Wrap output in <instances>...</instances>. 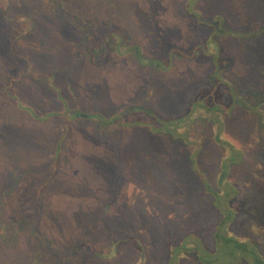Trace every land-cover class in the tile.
I'll return each mask as SVG.
<instances>
[{
  "label": "rangeland",
  "instance_id": "1",
  "mask_svg": "<svg viewBox=\"0 0 264 264\" xmlns=\"http://www.w3.org/2000/svg\"><path fill=\"white\" fill-rule=\"evenodd\" d=\"M245 1L0 0V216L20 237L15 249L0 251L4 264H55L38 252L36 230L61 251L77 245L75 252L89 247L97 256L81 249L70 264H154L155 249L158 256L186 252L191 260L182 264H199L202 249L214 250L228 237L248 241L242 251L232 248L234 264H250L242 253L264 264V189L257 190L264 185L262 138L254 140L256 160L243 155L250 135L264 132V106L252 113L241 97L254 102L249 84L264 92V53L242 40ZM211 47L220 56L217 75L206 55ZM259 53V62L249 56ZM248 58L258 64V76ZM223 79L239 94L226 83L232 98ZM210 85L219 91L207 98H232L218 130L239 149L213 146L212 123L204 128L208 141L195 149L168 134L166 121L189 111ZM200 124L192 122L195 129ZM21 150L24 165L12 157ZM50 152L60 168L50 171L58 174L38 214L29 172L49 168ZM226 169L238 185L254 173L260 182L237 199L235 188L219 184ZM26 219L34 229L21 231ZM106 221L114 225L111 235ZM200 238L205 246L196 248ZM111 248L115 258L99 257H110ZM225 252L218 246L213 261L229 264Z\"/></svg>",
  "mask_w": 264,
  "mask_h": 264
},
{
  "label": "trees",
  "instance_id": "2",
  "mask_svg": "<svg viewBox=\"0 0 264 264\" xmlns=\"http://www.w3.org/2000/svg\"><path fill=\"white\" fill-rule=\"evenodd\" d=\"M226 1H230V0H226ZM236 1V0H235ZM229 3V2H228ZM237 4V2H235ZM244 6L246 7V10H245V17L244 19H240L238 17H235V18H230L228 17V19H231V22H233L232 20L234 19H240V24H243L244 26V31L243 33L245 34L243 36V39L244 41L248 42V43H252V44H255V45H258V47L255 48V54L257 52H261V53H264L261 48L264 49V0H249V1H245L244 2ZM240 12V11H239ZM242 17V16H241ZM74 18V17H73ZM238 23H236V25H238ZM252 25V28L250 29V32L247 36L246 34V31L249 29V26ZM247 27V28H246ZM235 34V33H234ZM219 44H216V47L217 48H221L220 46V42H217ZM201 44V43H200ZM199 44V45H200ZM197 45V46H199ZM196 46V47H197ZM254 49V48H253ZM208 54L207 57H211V65L213 66L214 68V74L217 75L219 73V68H221V65H220V62H219V59H220V56L219 54H217L216 56L213 54V51H214V48L211 47V48H208ZM252 51V50H251ZM180 52H183V51H180ZM264 55V54H263ZM176 56V55H175ZM215 56L216 58L214 59ZM249 56L254 60L256 57L259 56V58H256L259 62L260 60V53L257 54V55H251L249 54ZM177 58H179V56H176ZM239 57V56H238ZM249 61L251 62L252 60L250 58H248ZM255 61V62H256ZM262 61V60H260ZM230 62L231 63H235V59L234 61H232V59H230ZM255 62H251V70L250 72L253 73V75L256 73V75L258 76L259 75V72L258 71H261L259 70L258 68V64L255 65L254 67V63ZM264 62V61H262ZM167 63V62H166ZM220 65V66H219ZM217 66V67H216ZM212 82V81H210ZM226 83H228L229 85H232L234 86L231 81L228 79V80H224L221 82V84L226 87V90H227V93L228 94H231L232 95V91L228 90L227 89V85ZM212 86L213 90H211L210 88L207 87H204L203 90H201L199 92V100H197V104L196 105H193V103L191 104L192 108L188 111V108H185L181 114H178L177 116L175 117H171V119H169L168 121H166L168 123V126H170L169 128H167V130L169 131L168 134H170V136L173 137V139L175 141H182V144H186L188 146H190L191 148H194L196 145L197 146H202V144L204 142H207L208 139H207V134L205 133L206 128L205 126L210 123H212L213 126H215V128H213L212 130H210L212 132V137H211V140L213 141V146H219V145H234L236 147V145L234 144V142H236V140L233 138V139H225V137L221 136V133L219 132V127L221 126L222 123H224V114H228L229 110H230V102L233 98V95H232V98L230 99V102H223L221 100H218V99H210V98H207L208 95H210L211 93L213 94H216V91H219L217 88H214L213 85H210ZM235 89V92L239 94L240 92V89L236 86H234ZM223 91V90H222ZM264 93V92H263ZM263 93H261V90L254 86L253 84H249L248 87H247V90H246V94L247 95H251L253 97V101L254 102H251L249 101L248 99H246L244 96H241L244 100H245V103L249 104V109L251 110L252 113H255V111H257L259 109L260 106H264V98H263ZM225 94V93H224ZM218 96V95H217ZM262 96V97H261ZM235 99H233L234 101ZM190 107V105H189ZM128 110V109H127ZM195 110V112L193 113V115H191V113ZM126 111V110H124ZM149 111L152 112V114H150V117L152 119V122L154 123V125L157 127V122L160 120H155L157 119V116L155 115L153 109L151 108ZM148 111V113H150ZM154 113V114H153ZM209 114H212L213 115V118H210L209 120ZM177 117V118H176ZM165 119V118H163ZM196 119H199V121H201V124L200 125H203L202 129H195V126L192 125V122L195 121ZM263 125H264V122H263ZM160 129V128H159ZM256 135L253 134V138L251 137L250 135V144H249V149L247 151V153H243V155H245L246 157V154L248 156V154L252 155V159L255 157V149L253 148V145H256V141H254L255 139L257 138H262V141H264V132L261 133L259 131V129H256L255 131ZM209 136H210V132H208ZM17 137V135H16ZM187 138V139H185ZM252 138V140H251ZM1 133H0V142H1ZM185 141H183V140ZM207 139V141H206ZM238 141H242V142H245L243 137H238ZM59 144V143H58ZM58 144H56L57 146H59ZM195 145V146H194ZM204 145V144H203ZM231 147V146H230ZM203 148V147H202ZM236 148L239 149V147L237 146ZM195 149V148H194ZM21 152V156L16 154V155H12L13 158H15L18 162H19V159H21L23 161V165H24V159L26 157V154H27V151H20ZM24 154V155H22ZM244 157L240 158L239 161H244ZM254 160H256V157L254 158ZM54 162V157H52L51 159H49V168H46V169H40V168H35L34 170H32L29 174L32 176V180H30V188L31 187H34L33 184H35V196L39 199V211H38V214H41L43 212V207H42V204H44L43 202V195L45 193L48 192L49 190V187H50V183L53 182V179L56 177V174L52 175L50 174V171L51 169H56V167H59V165H55L53 164ZM123 163V162H122ZM234 163V162H233ZM232 163V164H233ZM127 165V164H126ZM125 165V166H126ZM123 166V164H122ZM27 168V166H25ZM124 167V166H123ZM222 169V167H221ZM31 170V169H30ZM35 171V173H33ZM49 171V174L48 172ZM58 172V170H57ZM227 172V169L226 171L222 172V173H219V184L221 185H228V189L230 188H235L236 189V193L238 194V197L237 199H240V200H243V195H244V192H245V189L248 188L249 186H252L253 184H257V182H260L259 181V176H257L258 174L254 173L253 175H251V178L249 179V182L246 184L241 182L242 184L238 185L237 184V181L236 182H232V179L230 177V174L229 173H226ZM21 176H23V174H21ZM20 176V177H21ZM201 177V176H199ZM34 178V179H33ZM17 180V178H16ZM33 183V184H32ZM115 184L116 183H112ZM259 185V183H258ZM257 186V185H256ZM28 186L26 185V188ZM260 189H264V185H263V188H259L257 190H260ZM4 190V189H3ZM9 190V189H8ZM2 190L0 189V192ZM229 191V190H228ZM4 192H7L6 189L3 191ZM226 192V191H225ZM223 194V192H222ZM4 196L2 194H0V203H2L3 201V198ZM41 205V206H40ZM0 215H1V212H0ZM107 222V221H106ZM27 225H33L32 221L26 219L22 222V224H20L19 228L21 229V231L23 230V228ZM34 226V225H33ZM32 226V229H34V227ZM113 223L112 222H107L105 225H104V230L106 232L109 233V235H111L112 231H113ZM17 231L18 229L16 228L15 225H11L10 223H3L2 222V218L0 216V251H4V250H13L16 248V246L18 245V240H20V237L18 235H13V231ZM197 233L200 234L201 231L200 229H197ZM214 236V235H213ZM36 237L38 238V240H40L41 242V245L38 247V252L40 253H45V254H48L49 255V259H55L56 262L55 264H62L63 261H65L66 263L69 262L72 263V261L77 258L78 256V253L77 251L79 252V250L83 249L84 253H85V257L86 256H89V257H92L94 259H97V256H93L95 253H93L89 247H86L85 248H79V250H76V247L77 245H75L73 248H70L69 251L68 250H63L61 251L62 249H59V247H55L53 244H49V239H47V237H44L43 236V233H41L39 230H36ZM211 237V236H210ZM216 238H219L217 235L214 236ZM212 238V237H211ZM232 238L228 237V239L226 240V242H229L226 244V242L223 244L225 246V256L226 258L229 259V264H234L235 261H236V256L235 255H231L233 254L232 253V248H234L236 251H242L245 247V244L246 242L248 241H244L243 243L240 242V241H234L233 239L231 240ZM199 243H197V246L196 248H201V244H203V246H205L204 244V241H203V238H200L198 239ZM218 241V240H217ZM220 242V241H218ZM217 243V242H214V244ZM222 244H217V247L219 246L220 248H222L223 246ZM230 245V246H229ZM79 246V245H78ZM216 246V245H215ZM80 247V246H79ZM125 245H122V248H124ZM217 247L214 248V250L212 249H208V248H204L202 249L204 252V255L201 256V255H198V263L199 264H207V263H211V264H218L220 263V260L219 261H213L215 258L217 259V257L213 256L214 253L216 252V249ZM120 249L118 251H123V252H127V254H132L131 253V250L129 249H122L121 247H119ZM143 247H140L139 250L141 251ZM146 248V247H145ZM231 249V251H230ZM111 256H107L105 255L103 252L102 254L99 256V257H103V258H108V259H112V258H115L117 256V253L118 251H114L113 248H111ZM67 251V252H65ZM159 250L155 249L154 252L155 254L153 255V258L154 259V264H182L181 263V260H191L189 257V254H186V252H182L180 253V255L177 253H173L172 251L169 252L167 255L164 256V254H162L161 256H158L157 252ZM142 252V251H141ZM208 253V254H205V253ZM157 253V254H156ZM160 253V252H159ZM230 254V256H229ZM243 258H245L248 263L250 264H262L261 263V260L260 259H257L256 258V255L253 253H242L241 254ZM250 255V256H249ZM140 256V255H139ZM158 256V257H157ZM141 257V256H140ZM207 257V258H206ZM144 258V257H142ZM164 258V259H163ZM214 258V259H213ZM212 259V260H211ZM257 259V260H256ZM260 260V261H259ZM156 261V262H155ZM215 262H218V263H215ZM233 262V263H232ZM237 262V261H236ZM0 264H4L1 260H0ZM36 264H42L41 262H36ZM221 264V263H220Z\"/></svg>",
  "mask_w": 264,
  "mask_h": 264
},
{
  "label": "crops",
  "instance_id": "3",
  "mask_svg": "<svg viewBox=\"0 0 264 264\" xmlns=\"http://www.w3.org/2000/svg\"><path fill=\"white\" fill-rule=\"evenodd\" d=\"M61 112V111H60ZM58 144V143H57ZM56 145V144H55ZM56 147H57V145H56ZM54 148V145L53 146H51L49 149L50 150H52ZM52 157H54V153H52V152H50L49 153V159H51Z\"/></svg>",
  "mask_w": 264,
  "mask_h": 264
}]
</instances>
